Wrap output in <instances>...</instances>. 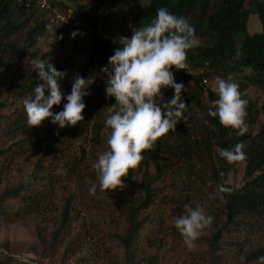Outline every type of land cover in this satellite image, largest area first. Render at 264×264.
Instances as JSON below:
<instances>
[{"label": "rangeland", "instance_id": "374dc122", "mask_svg": "<svg viewBox=\"0 0 264 264\" xmlns=\"http://www.w3.org/2000/svg\"><path fill=\"white\" fill-rule=\"evenodd\" d=\"M146 3L147 0H119L116 8L100 11L94 34L88 38L78 35L73 38L72 33H68L51 59L62 60L71 55L79 63H76L74 68L73 76H75L90 50L98 55L118 45L119 37L131 38L133 32L129 28L127 8ZM255 3L264 4V0H252L250 7L252 8ZM88 6L89 0L63 1V8L70 9L76 19ZM16 9H18L16 6H12L10 14L14 15ZM26 15L28 17L24 14V18L28 19V26L33 21H41L43 16L37 10L35 13ZM259 31L257 17L251 12L244 33L235 37L236 46L239 45L238 41L243 35L249 36ZM52 32L53 28L45 24V29L38 41L26 50L25 56L20 61L14 59L6 66L0 64V149H5L12 142L20 139V135L13 132L11 125V120L16 115L25 112V98L18 96L17 93L27 82L28 72L35 68L31 65V60L40 59L41 55L49 50ZM101 35L109 36L110 40L99 39ZM198 40L197 46L205 44V39L198 38ZM0 57H2L1 53ZM110 74L108 70L102 71L101 67L97 66L92 67L88 72L87 78L94 77V83L88 89L89 95L86 96L88 105L82 113L84 121L75 126L78 129L76 133H81L79 136L67 135L66 131L75 127L60 129L57 125L58 127L48 134L47 142L37 147L23 146L18 151V155L12 159L0 158V191L19 184L31 183L33 176L40 173V168L36 170L35 165L38 161L37 165L44 166V170L55 180L41 208L16 218L0 216V264L128 263L117 236L123 233L126 226V213L123 206L128 198L134 203L141 194L140 174L129 178L134 184L132 196L125 188L115 192H102L97 187L94 195L89 191L92 183H98L93 165L97 161L98 154L107 150V140L111 131L105 124L108 107L114 104L110 100L112 98L105 94ZM217 76L227 78L226 75L215 74L214 82L210 83L208 89H202L200 92L199 105L192 103L190 106L191 114L185 127L190 146L189 152L182 155V158L189 163V172L184 176L178 175L183 174L180 167L182 163L181 161L176 163L172 173L178 177L177 184L169 187L171 180L168 178L165 189L167 193L164 196L163 192H159L162 181L152 185L153 191H156L154 205L141 211L142 215L148 216L149 210L154 209L157 213L155 217L157 222L153 232L148 228L139 231L132 254L133 264H212L205 239L220 224L221 218L219 220L217 218L221 216L222 200L220 196L210 198L209 194L215 192L216 183H219L221 178L213 172L219 166L218 154L211 145L209 149H204L202 144L205 145V142L202 140L205 138L203 133L206 128L204 116L212 107L207 100L206 91L209 90L217 95L215 90ZM233 79L239 84L242 98L249 101L257 113L252 122L248 119L246 121L248 132L245 135L252 137L264 123L262 114L264 88H261L264 86L261 83L264 80V71L257 76L251 70L244 69L242 73L233 76ZM185 87V91L194 89L193 84L190 83H186ZM69 91L70 89L67 88L62 93L66 97L70 94ZM105 97H108V101L102 103L101 100ZM66 102L64 99L59 106H53V113H58L59 108ZM43 126H45L44 123L39 127H30L31 133L35 135L32 141L46 133L47 130ZM43 151H48L49 154L44 155ZM181 151L182 149L178 154ZM243 167V163L237 162L228 171L227 178L233 187L238 186L243 180ZM146 172L153 174L151 165H148ZM260 172H264V166ZM69 194L73 195V199L69 204L71 211L66 227L57 240L51 242V235L59 219L62 200ZM185 204H191L193 207L200 205L208 215L214 218L204 235L196 241V247L193 249H189L184 244L175 228V218L183 213ZM248 219L249 224L238 222L218 240L216 252L218 258L213 264H255L257 262L258 259L250 257V253L264 245V213L251 215Z\"/></svg>", "mask_w": 264, "mask_h": 264}, {"label": "trees", "instance_id": "16d2710c", "mask_svg": "<svg viewBox=\"0 0 264 264\" xmlns=\"http://www.w3.org/2000/svg\"><path fill=\"white\" fill-rule=\"evenodd\" d=\"M26 2L27 0H0V53L2 55L0 64L3 66H6L14 59L20 61L25 56L26 50L38 41L45 29V24H47L42 16L41 21H33L30 26L27 25L28 19L24 18V14L25 17H28L26 14L35 13L36 10L32 3H29V8L25 9L24 4ZM251 2L252 0H147L144 5L129 6L127 8V17L129 19V28L133 32L135 28L150 23L156 17L159 8H167L171 13L189 19L190 23L195 27L196 36L205 39L203 46H197L188 52L187 63L190 67H202L206 64V70L209 74L231 75L232 77L242 73L244 69H249L258 76L264 71V4L255 3L251 8ZM118 4L119 0H89L88 8L80 14L78 20L83 27L94 31L98 24L100 11L114 9ZM12 6L18 8L14 15L10 14ZM251 12L257 17L260 31L249 36L243 35L238 41L239 45L236 46L235 37L244 33L246 22ZM67 34L68 32L64 29H53L49 50L41 55L40 59L48 60L57 70L66 73L65 78L60 81L61 92H65L69 88L71 93L74 68L76 63H79L71 55L62 60L51 59L64 42ZM93 41L92 37L91 42L93 43ZM117 47H119V44L98 55L93 50H90L77 74L87 78L88 72L94 66L98 68L104 66L111 72L109 57L114 54ZM174 78L177 83L185 81L182 76L175 75ZM39 83L41 81L38 79L37 70L34 68L28 72L27 82L20 87L17 93L18 96L22 98L33 97L34 89ZM261 83L264 84V80ZM193 88V90L182 92V97L187 104L184 121L178 122L175 132L157 141L154 150L145 153L146 158L142 161L138 170L125 179V189H128L131 195L134 184L129 178L140 174L139 187L141 194L134 203L129 201L130 198H128L127 203L123 206L126 213V226L123 233L117 236L128 261L127 264H133L132 254L139 231L147 228L152 232L155 230V223L157 222L155 219L156 211L154 212V209L149 210L148 216L147 214H145L146 216L142 215L141 211L154 205L156 191H153L152 185L162 181L163 184L159 192H163L164 196L167 193L165 189L168 178L171 180L169 187L177 184L178 177L173 174V166L176 163L179 161L182 163L180 167L183 170V174L178 175L184 176L189 172V163L182 158L184 153L189 152L188 148L190 146L185 127L188 118H190L191 104L199 105L198 97L202 91L199 79L193 81ZM261 88H264V86H261ZM163 93L166 99H171L174 95V91L171 88L164 89ZM48 94L46 92V95ZM206 95L211 106L212 101L218 99V96L209 90L206 91ZM110 100L115 103L114 98ZM106 101H108V97L101 100L102 103ZM84 103L86 106L88 105L86 97H84ZM64 104L59 108L58 112L63 110ZM252 107L248 101L247 119L251 122L256 118L257 114ZM262 114L264 116V105L262 106ZM204 117L206 124L205 133H203L205 138L202 140L205 142V145L202 144L204 149H209V145L213 149L216 147L233 148L240 142L245 145L243 149L245 159L242 161L230 164L217 153L219 166L213 172L219 175L221 179L219 183H216V186L228 181L227 173L234 163L241 162L244 167L241 183L236 187L229 184L228 186L232 188V192L223 194L220 208L221 216L217 218L218 220L221 218L220 224L205 239L213 264L218 258L216 256L218 240L223 234L238 222L249 224V216L264 213V172H260L264 166V123L254 136L244 135L241 137L237 136L236 132L221 126L219 119L210 117L208 111ZM42 123L45 124L43 128H46V133L37 140L32 141L35 135L31 133L25 112L16 115L11 120V125L13 126V132L20 135V139L12 142L7 148L0 149V158L2 160L12 159L18 155V151L23 146L37 147L47 142L50 131L58 126L52 124L49 120H45ZM212 125H215V129H213ZM77 130L75 127L66 132L69 136H79L81 133H76ZM180 149L182 151L178 154ZM46 154H49V152H44V155ZM38 162L35 165L36 170L40 168V173L33 176L31 183L19 184L0 191V216L16 218L30 214L31 210L34 211L39 207L41 208V204L45 202V198L51 191L55 180L44 170V166L37 165L39 164ZM148 165L152 166L153 174L146 172ZM72 199L73 195L69 194L62 200L59 219L56 221L55 230L51 235V242H55L66 227L69 212L71 211L69 204ZM165 214L168 215V213ZM252 256L257 259L264 257V245L250 253V257Z\"/></svg>", "mask_w": 264, "mask_h": 264}, {"label": "clouds", "instance_id": "9594fccd", "mask_svg": "<svg viewBox=\"0 0 264 264\" xmlns=\"http://www.w3.org/2000/svg\"><path fill=\"white\" fill-rule=\"evenodd\" d=\"M75 35L72 33L73 38ZM118 43L119 47L109 57L111 74L105 88L106 96L115 100L108 107L105 119L111 131L107 150L98 154L93 165L98 183H92L89 189L92 195L97 187L102 192L123 190L124 180L138 170L146 158L145 153L154 150L157 141L175 132L178 122L184 121L187 104L182 92L185 87L175 81L172 69L185 71L188 68V52L199 40L189 19L161 7L150 23L135 28L130 39L119 37ZM31 65L37 70L41 83L35 87L34 96L24 100L29 127H39L49 119L60 129L75 127L84 121V97L89 95L94 77L76 74L71 93L65 97L60 86L65 72L39 58L32 59ZM215 85L218 99L212 101L208 115L218 118L225 129L244 136L248 132V101L242 98L239 84L228 75L226 79L217 76ZM167 88L174 90L171 99L164 97L163 90ZM64 99L67 102L63 110L53 113V106H59ZM212 127L215 129V125ZM244 147L240 142L233 148L216 147L215 151L231 164L245 159ZM229 184L230 181H225L217 185L215 192L209 194L210 198L220 196L222 199L223 194L231 193ZM213 219L200 205L185 204L183 213L175 218V228L184 244L193 249ZM255 264H264V257H259Z\"/></svg>", "mask_w": 264, "mask_h": 264}, {"label": "built area", "instance_id": "2783aa9c", "mask_svg": "<svg viewBox=\"0 0 264 264\" xmlns=\"http://www.w3.org/2000/svg\"><path fill=\"white\" fill-rule=\"evenodd\" d=\"M63 1L64 0H27L24 4V8H29V3H32L34 9L43 15L44 20L53 29L61 28L68 33L75 32L76 35L80 37L86 36L87 38L91 34H94L92 30L83 27L80 21L74 18L73 12L70 9L63 8ZM98 38L104 41L110 40L107 35H101ZM101 70L106 71L107 69L103 66L101 67ZM172 71L174 76H182V78L185 79V81L182 82L184 87L186 86V83L193 84L195 79H199L202 89L205 90L208 89L207 87L214 79V75L207 72L206 64L202 67L195 68L188 65V68L185 71H177L173 68Z\"/></svg>", "mask_w": 264, "mask_h": 264}, {"label": "crops", "instance_id": "0c3cea01", "mask_svg": "<svg viewBox=\"0 0 264 264\" xmlns=\"http://www.w3.org/2000/svg\"><path fill=\"white\" fill-rule=\"evenodd\" d=\"M74 18H75V16H74ZM76 19V18H75Z\"/></svg>", "mask_w": 264, "mask_h": 264}]
</instances>
